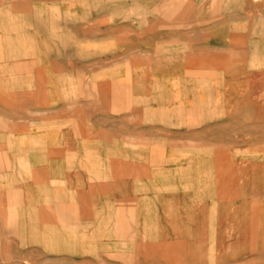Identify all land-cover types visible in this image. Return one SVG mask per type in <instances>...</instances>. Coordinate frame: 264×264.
<instances>
[{"label":"crops","instance_id":"0c3cea01","mask_svg":"<svg viewBox=\"0 0 264 264\" xmlns=\"http://www.w3.org/2000/svg\"><path fill=\"white\" fill-rule=\"evenodd\" d=\"M17 56L8 62L0 47V230L8 238L34 246L37 264H182L185 242L214 246L215 198L231 197L229 163L219 166L213 143L166 138L178 120L198 134V101L170 108L176 117L162 102H136L128 78L87 90L68 64Z\"/></svg>","mask_w":264,"mask_h":264},{"label":"rangeland","instance_id":"374dc122","mask_svg":"<svg viewBox=\"0 0 264 264\" xmlns=\"http://www.w3.org/2000/svg\"><path fill=\"white\" fill-rule=\"evenodd\" d=\"M0 11L8 62L68 64L87 90L128 78L136 102L170 112L198 101V134L176 121L167 142L213 143L231 197L215 198L214 246L185 242L182 264H264V0H0ZM0 264H37L34 246L0 230Z\"/></svg>","mask_w":264,"mask_h":264},{"label":"bare ground","instance_id":"6f19581e","mask_svg":"<svg viewBox=\"0 0 264 264\" xmlns=\"http://www.w3.org/2000/svg\"><path fill=\"white\" fill-rule=\"evenodd\" d=\"M91 4H92V3H91ZM4 8H5V7H4ZM177 8H178V7H177ZM182 8H183V7H182ZM6 9H7V8H6ZM51 9H52V8H51ZM232 9H233V8H232ZM235 10H236V9H235ZM189 11H190V10H189ZM0 12H1V11H0ZM260 14H261V13H260ZM137 16H138V15H137ZM138 17H139V16H138ZM54 27H55V26H54ZM54 27H53V28H54ZM4 29H5V28H4ZM120 36H121V35H120ZM128 43H129V42H128ZM130 44H131V43H130ZM10 45H11V44H10ZM67 47H68V46H67ZM72 51H73V50H72ZM73 53H74V52H73ZM76 55L78 56V53H77ZM10 56H11V55H10ZM80 56H81V55H80ZM11 57H12V56H11ZM126 57H127V56H126ZM126 57H125V58H126ZM125 58H124V59H125ZM23 59H25V58H23ZM29 60H30V59H29ZM12 64H13V63H12ZM22 64H23V63H22ZM92 65H93V64H92ZM15 68H16V67H15ZM81 68H82V67H81ZM98 69H99V67H98ZM102 69H103V67H102ZM102 69H101V70H102ZM104 69H105V67H104ZM79 70H80V69H79ZM14 71H15V70H14ZM80 71H81V70H80ZM103 74H104V73H102V75H103ZM126 75H127V74H126ZM126 75H125V76H126ZM94 76H95V75H94ZM126 77H127V76H126ZM118 78H120V77H118ZM118 78H117V79H118ZM202 78H203V77H202ZM120 79L122 80V77H121ZM67 81H68V80H67ZM89 81H90V80H89ZM86 82H87V81H86ZM118 84H119V83H118ZM71 85H72V84H71ZM71 85H70V86H71ZM76 87H77V86H76ZM63 90H64V89H63ZM63 90H62V91H63ZM48 91H49V90H48ZM70 94H71V93H70ZM74 95H75V94H74ZM72 96H73V95H72ZM76 97H77V94H76ZM76 97H75V98H76ZM80 99H81V98H80ZM178 102H179V101H178ZM94 104H95V103H94ZM182 104H183V103H182ZM178 105H179V104H178ZM150 106H151V105H150ZM172 106H173V105H172ZM179 106L182 107V106H181V103H180ZM150 108H151V107H150ZM176 108H177V107H176ZM52 110H53V109H52ZM145 110H148V107H147V109L145 108ZM145 110H144V112H145ZM158 110H159V109H158ZM175 110H176V109H175ZM181 110H182V109H181ZM152 111H153V110H152ZM161 111H163V110L161 109ZM167 111H168V110H167ZM173 111H174V110H173ZM179 111H180V110H179ZM144 112H143V113H144ZM148 112H149V111H148ZM163 112H164V111H163ZM180 112H181V111H180ZM29 113H30V112H29ZM146 113H147V111H146ZM150 113H151V112H150ZM154 113H155V112H154ZM159 113H160V112H159ZM161 113H162V112H161ZM168 113H169V112H168ZM174 113H175V112H173V114H174ZM144 114H145V113H144ZM166 114H167V112H166ZM171 114H172V111H171ZM173 114H172V115H173ZM147 115H148V114H147ZM150 115H151V114H150ZM150 115H149V116H150ZM160 115H161V114H160ZM163 115H165V114H163ZM167 115H168V114H167ZM174 115H175V114H174ZM178 115H179V114H178ZM152 116H153V114H152ZM168 116H169L168 118H170L171 115H168ZM175 116L177 117V115H175ZM175 116H174V118H175ZM144 118H145V115H144ZM166 118H167V116H166ZM180 118H181V117H179L178 119H180ZM103 119H104V118H103ZM145 119H146V118H145ZM160 119H161V118H160ZM176 119H177V118H176ZM183 119H184V118H183ZM51 120H52V119H51ZM29 121H30V120H29ZM94 121H95V120H94ZM167 121H168V120H167ZM169 121H170V120H169ZM178 121H179V120H178ZM181 121H182V120H181ZM34 122L36 123V121H34ZM34 122H32V123L34 124ZM40 122H41V120H40ZM161 122H163V120H162ZM183 122H184V121H183ZM50 123H51V122H50ZM167 123H168V122H167ZM167 123H166V124H167ZM178 123H180V122H178ZM28 124H29V123H28ZM107 124H108V123H107ZM113 124H114V123H113ZM113 124H112V125H113ZM172 124H174V123H172ZM34 125H36V124H34ZM37 125H38V124H37ZM112 125H111V126H112ZM179 125H180V124H179ZM47 126H48V125H47ZM56 127H57V126H56ZM54 128H55V127H54ZM6 130H7V129H6ZM151 130H152V129H151ZM2 133H3V132H2ZM151 138H152V137H151ZM153 139H154V138H153ZM11 140H12V139H11ZM13 140H14V139H13ZM160 140H162V139H160ZM158 141H159V140H158ZM165 143H166V141H165ZM6 144H7V143H6ZM14 147H15V146H14ZM27 147H28V146H27ZM28 148H29V147H28ZM87 150H89V149H87ZM15 151H16V150H15ZM44 153H45V152H44ZM42 155H43V154H42ZM19 156H20V155H19ZM149 156H150V154H149ZM43 157H44V155H43ZM24 161H26V160H24ZM27 162H28V161H27ZM43 162H44V161H43ZM83 163H84V161H83ZM83 167H84V165H83ZM106 167H107V166H106ZM86 169H87V168H86ZM17 170H18V169H17ZM21 170H22V169H21ZM158 170H159V169H158ZM5 173H6V172H5ZM5 175H6V174H5ZM43 175H44V174H43ZM3 179H4V178H3ZM90 179H91V178H90ZM48 181H49V180H48ZM41 182H42V181H41ZM34 183H36V182H34ZM178 185H179V183H178ZM10 186H11V185H10ZM13 187H14V186H13ZM47 187H48V186H47ZM47 187H46V188H47ZM38 189H39V187H38ZM40 189H41V188H40ZM43 189H44V188H43ZM41 190H42V189H41ZM47 190H48V188H47ZM49 190H50V189H49ZM42 191H43V190H42ZM42 191H41V193H42ZM39 192H40V191H39ZM43 192H44V191H43ZM46 192H47V191H46ZM48 192H49V191H48ZM42 197H43V196H42ZM42 197H41V198H42ZM37 198H38V197H37ZM42 199H43V198H42ZM16 200H17V199H16ZM18 202H19V201H18ZM39 202H40V201H39ZM43 202H44V200L42 201V203H43ZM12 207H13V206H12ZM16 209H17V208H16ZM12 210H13V209H12ZM5 212H6V211H5ZM9 212H10V211H9ZM13 212H15V211H13ZM66 212H67V211H66ZM10 213H11V212H10ZM241 214H242V213H241ZM33 216H34V215H33ZM13 218H14V217H13ZM75 219H76V218H75ZM77 219H78V218H77ZM30 221H31V220H30ZM46 226H47V225H46ZM67 226H68V225H67ZM261 229H262V228H261ZM186 234H187V233H186ZM18 237H19V236H18ZM85 248H86V247H85ZM87 249H88V248H87ZM188 254H189V253H188ZM41 260H42V259H41ZM42 261H43V260H42ZM47 262H48V261H47ZM56 262H57V261H56ZM28 263H29V262H28ZM48 263H49V262H48Z\"/></svg>","mask_w":264,"mask_h":264}]
</instances>
